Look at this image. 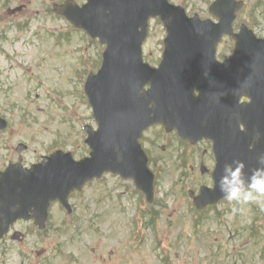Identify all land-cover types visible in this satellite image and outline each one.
<instances>
[{"label": "rangeland", "instance_id": "rangeland-1", "mask_svg": "<svg viewBox=\"0 0 264 264\" xmlns=\"http://www.w3.org/2000/svg\"><path fill=\"white\" fill-rule=\"evenodd\" d=\"M63 1L0 0L1 13L11 8L20 13L13 11L16 21L28 20L27 30L0 32V117L8 122L0 132V165L19 158L29 165L51 149L69 151L75 158L87 154L83 127L95 124L82 89L89 72L100 67L104 47L51 15V5ZM169 1L191 17L214 20L208 12L213 0ZM242 1L235 29L245 24L264 39V0ZM164 39L162 24L151 21L143 47L151 66L161 60ZM232 50V40L225 38L218 59L231 56ZM20 144L27 150L18 154ZM143 146L155 175L152 204L131 181L105 175L70 197L71 215L55 207L45 231L29 233L23 259L9 238L0 247L7 256L2 264H164L154 235L163 238L169 264H264V211L225 201L199 214L189 205V190L212 184L199 172L200 163L209 169L214 165L207 142L181 144L154 126L145 133Z\"/></svg>", "mask_w": 264, "mask_h": 264}, {"label": "water", "instance_id": "water-1", "mask_svg": "<svg viewBox=\"0 0 264 264\" xmlns=\"http://www.w3.org/2000/svg\"><path fill=\"white\" fill-rule=\"evenodd\" d=\"M228 1L220 0V3L227 4ZM112 5L111 2H108L107 6L111 7ZM223 7L233 17L234 8L227 7V5ZM168 19L173 21L175 17H169ZM86 20H92L91 16L87 15ZM229 23L230 18L219 26L205 24L178 28L177 32L179 36L174 39V45L168 48L161 70L150 76L151 80H155L154 90L150 91V94L145 97L144 102L138 103L133 107L124 105L115 112L110 111V107L108 106L113 102H118L119 98H113L111 95L106 94L105 86L108 85L110 80H113L114 76L122 70L125 64L129 65L135 62V58L127 59L123 63L115 64L113 67H106L97 78L91 79L87 85V91L102 129L118 136L127 137L130 133L137 134L139 130H135L134 127L136 121L140 120L144 124L151 120L150 114L156 115V112L161 114L160 107L164 101L176 93H182V97L186 96V93H189L188 88L191 81L202 68L208 67L207 61L201 62L202 59H205V54L203 53L212 49V41H214L219 33L229 31ZM139 25V23L136 24L132 21L128 23L120 21L118 24L110 25L105 29L96 26L95 28L98 29L101 36L114 33L125 43L135 45L137 41L134 39V36ZM243 35L244 37L248 36L247 33ZM247 40L251 43H240L235 59L227 63L228 66L223 68L222 81L224 80V82H218L213 87H211L212 84L208 85L210 87L206 93L209 97L213 98L212 107L215 113L218 112L219 115L222 113L223 104H225L224 102L227 99L225 97L226 91L230 87H251L256 92L254 100H264V65L256 61L254 54L247 53L245 56L247 47L257 48L256 43L252 41L251 37L243 38V42H247ZM202 51L201 55L200 52ZM208 57H211L210 53ZM147 103H152L155 106V110H147ZM262 114H264V110Z\"/></svg>", "mask_w": 264, "mask_h": 264}, {"label": "clouds", "instance_id": "clouds-1", "mask_svg": "<svg viewBox=\"0 0 264 264\" xmlns=\"http://www.w3.org/2000/svg\"><path fill=\"white\" fill-rule=\"evenodd\" d=\"M207 77V73L205 74ZM261 133H257L258 140ZM246 165L242 160H233L223 166L218 180V187L223 197L234 202L235 205H255L264 211V153L257 157V166L251 169L250 174L245 171ZM237 208H233V212Z\"/></svg>", "mask_w": 264, "mask_h": 264}, {"label": "flooded vegetation", "instance_id": "flooded-vegetation-1", "mask_svg": "<svg viewBox=\"0 0 264 264\" xmlns=\"http://www.w3.org/2000/svg\"><path fill=\"white\" fill-rule=\"evenodd\" d=\"M18 14H20V13H18Z\"/></svg>", "mask_w": 264, "mask_h": 264}]
</instances>
